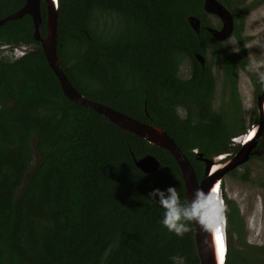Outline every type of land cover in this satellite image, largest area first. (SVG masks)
Masks as SVG:
<instances>
[{
    "label": "trees",
    "instance_id": "1",
    "mask_svg": "<svg viewBox=\"0 0 264 264\" xmlns=\"http://www.w3.org/2000/svg\"><path fill=\"white\" fill-rule=\"evenodd\" d=\"M219 1L230 10L234 4ZM24 2L0 0V17ZM202 2L57 0L56 23V54L72 85L165 130L198 179L202 163L190 150L219 154L243 124L233 127L214 110V77L193 52L204 55L209 46L212 54L221 53L236 114L234 59L243 69L250 65L243 47L240 54L227 52L204 28L209 21ZM40 12L44 35L42 1ZM188 15L199 18L198 33ZM236 16L242 17L241 9ZM32 32L28 14L0 25L1 44L26 46L17 58L0 56V264H171L173 255L199 264L192 222L182 236L168 232L158 223L162 210L147 196L172 185L187 201L171 154L65 97ZM233 33L238 35L236 21ZM184 58L191 67L186 78L178 76ZM145 154L159 161L156 170L136 167L134 158ZM226 202L225 264L264 263V246L239 250L230 244L231 232L240 237L243 220Z\"/></svg>",
    "mask_w": 264,
    "mask_h": 264
},
{
    "label": "water",
    "instance_id": "2",
    "mask_svg": "<svg viewBox=\"0 0 264 264\" xmlns=\"http://www.w3.org/2000/svg\"><path fill=\"white\" fill-rule=\"evenodd\" d=\"M41 1L44 3L46 10L44 35H41L39 30V24L41 22ZM202 7L206 13L215 15L221 23L218 28L206 26L205 29L215 40L222 41L227 39L233 30L232 13L219 0H203ZM24 14H28L31 18L33 25L32 36L39 42L45 60L56 76L65 97L76 104L89 107L121 129L135 134L157 147L167 150L180 170L187 201L192 198L193 190L198 186L205 192H211L215 189V194L223 206L221 192L219 190L223 176L247 161L255 145V139L260 136L263 129L264 88L257 96L256 101L258 120L252 127L245 130L240 147L234 155L224 159V157L227 156L226 153H219L210 157H204L201 153H196L197 158L203 162L202 176L198 179L190 160L165 130L154 124L140 121L107 104L89 99L72 85L68 77L62 71L56 54L57 0H25L20 8L0 17V25L4 21L21 17ZM186 20L193 31L198 33L200 26L199 18L194 15H188ZM194 56L200 65L203 66L204 57L200 53H195ZM146 116H148L147 112ZM222 159L223 161L218 162ZM134 164L143 172H151L158 168L159 161L154 155L145 154L142 157L134 158ZM28 175L29 174H26L25 180ZM221 216L223 239L220 238V226L218 232L214 230H205L198 223L191 221L199 264H225L227 236L225 233L226 224L224 210Z\"/></svg>",
    "mask_w": 264,
    "mask_h": 264
},
{
    "label": "rangeland",
    "instance_id": "3",
    "mask_svg": "<svg viewBox=\"0 0 264 264\" xmlns=\"http://www.w3.org/2000/svg\"><path fill=\"white\" fill-rule=\"evenodd\" d=\"M231 10L226 4H222L235 17L237 9H241L242 17L237 18L238 35L243 41L245 53L250 62L247 72L241 71L237 76L235 99L239 113L232 109V93L225 76H221L220 53L212 54L207 48L206 58L213 61V73L216 74L215 88L213 92L212 107L221 110L228 123L237 128L240 120L243 124L241 131H245L255 121V87L258 82L264 80V0H233ZM211 25L218 24V19L207 13ZM116 26L118 25L115 23ZM241 27V29H240ZM239 38L236 34L231 35L222 42L223 50L229 52L239 51ZM0 43V54L8 56L7 48ZM208 47V46H207ZM18 55L19 50H15ZM12 53V52H11ZM16 55L12 53L11 58ZM185 63L180 67V72L185 75ZM233 114H236L235 116ZM241 135V134H240ZM239 135V136H240ZM239 136L236 139H239ZM233 137V136H232ZM245 165L235 169V173L228 172L223 176L220 183L222 200H231L238 208L239 215L243 220V230L238 237L234 231L230 234L233 248L244 250L250 245L264 246V160L252 158ZM245 168L248 169L246 180L240 178ZM226 203L223 202L225 211ZM263 244V245H261Z\"/></svg>",
    "mask_w": 264,
    "mask_h": 264
},
{
    "label": "clouds",
    "instance_id": "4",
    "mask_svg": "<svg viewBox=\"0 0 264 264\" xmlns=\"http://www.w3.org/2000/svg\"><path fill=\"white\" fill-rule=\"evenodd\" d=\"M3 48H7L8 56H0L11 58L9 56L15 53L14 58H17L24 52L25 45L9 47L4 44ZM17 49L18 55L15 52ZM147 196L162 210L158 223L178 237L189 231L186 223L188 221L198 223L205 230L219 231L223 206L215 194V189L205 192L197 186L193 190L192 198L186 202H181L175 186L172 185L164 189L153 188ZM169 259L171 264H185V258L180 255H173Z\"/></svg>",
    "mask_w": 264,
    "mask_h": 264
},
{
    "label": "flooded vegetation",
    "instance_id": "5",
    "mask_svg": "<svg viewBox=\"0 0 264 264\" xmlns=\"http://www.w3.org/2000/svg\"><path fill=\"white\" fill-rule=\"evenodd\" d=\"M215 16V15H214ZM233 16V15H232ZM216 17V16H215ZM217 18V17H216ZM237 16H236V14H235V17L233 16V24H234V22L236 21L237 22ZM218 19V18H217ZM209 21V20H208ZM238 23V22H237ZM239 24V23H238ZM221 25V23H220V20L218 19V24L217 25H215V26H213V25H211L210 24V22H209V25H205L204 26V28L206 27V26H212V27H216V28H218L219 26ZM200 27V26H199ZM239 28V27H238ZM240 29H241V27H240ZM232 33H233V30H232ZM237 37L239 38V41H238V47H239V51H237V52H235V53H237V54H240L241 53V47H243V41L241 40V38L239 37V35H237ZM226 40V39H225ZM225 40H222V41H220L221 42V48L223 49V44H222V42L223 41H225ZM218 41V40H217ZM28 48H29V45L27 46ZM25 48H26V46H25ZM207 48H209L210 50H211V48L208 46H206V50H207ZM243 49H244V47H243ZM226 51V50H225ZM244 51H245V49H244ZM227 52H229V51H227ZM196 52H193V57L195 58V56H194V54H195ZM220 53V52H219ZM203 57H204V62H203V66H204V64H207L208 66H209V68H210V72L212 73V76L214 77V80L216 81V77H215V75L216 74H214L213 73V70H212V67H213V64H214V62L213 61H209L206 57V52H205V54L203 55V54H201ZM195 60L196 61H198L196 58H195ZM219 61H220V63H221V70H220V75L221 76H225L226 78H227V82H228V84H229V86H230V82H229V80H228V77L226 76V74H225V72H224V70H223V64H222V56H221V53H220V59H219ZM249 61V60H248ZM185 63V66H186V74L185 75H182V72H180V67H182V65ZM199 63V62H198ZM250 63V62H249ZM200 64V63H199ZM234 64L236 65V67H237V70H236V81H237V76H238V74L241 72V71H243V72H247L248 71V68L247 69H243L242 68V66L238 63V59H234ZM201 66V65H200ZM203 66H201V67H203ZM250 66V65H249ZM190 69H191V67H190V63H189V60L187 59V58H184L182 61H181V63L179 64V71H178V76L179 77H182V78H186V77H189L190 76ZM236 81H235V84H234V89H235V93H236V89H237V86H236ZM216 84V83H215ZM215 88V87H214ZM263 88H264V80L261 82H258L257 84H256V87H255V90H254V93H255V106H256V113H255V121H253L250 125H249V127L246 129V130H248L250 127H252L256 122H257V120H258V110H257V105H256V101H257V96L262 92V90H263ZM230 89H231V87H230ZM149 124H151V123H149ZM245 131H241L240 133H238V134H236V135H234L233 137H231L230 138V143H229V145H228V147H227V149L226 150H224V151H221V152H219V153H226L227 154V156L226 157H224V159H226L227 157H230V156H232V155H234L237 151H238V149H239V147H240V143H241V140H242V136H243V133H244ZM241 134V135H240ZM240 135V136H239ZM237 136H239V139H236V137ZM182 151V150H181ZM190 153H193V155H194V157L195 158H197V154L196 153H203V152H201L200 150H198L197 148H192L191 150H190ZM211 153H214V152H211ZM216 155V154H215ZM203 156V155H202ZM210 156H212V155H210ZM210 156H207V157H210ZM205 157V156H204ZM252 158H256V159H263L264 160V126H263V129H262V131H261V133H260V136H258L256 139H255V145H254V147L252 148V151H251V154L249 155V158L247 159V161H249L250 159H252ZM197 160H199L198 158H197ZM201 163H202V169H203V162L201 161V160H199ZM221 161H223V159L222 160H220V161H218V162H221ZM246 161V162H247ZM246 162H244V163H246ZM244 163H242V164H240L237 168H239L241 165H244ZM236 169V168H235ZM234 170V169H233ZM232 171V170H231ZM230 171V172H231ZM221 197H222V195H221ZM221 200H222V198H221ZM226 201H228V200H226V198H224L223 200H222V202H225L226 203V208H225V212L227 211V202ZM226 233V232H225ZM226 236H227V234H226ZM229 242H230V244H231V240H230V237H229ZM229 244V245H230ZM261 245H263V244H261ZM227 248H228V242H227ZM259 256L263 259V261H264V253L263 254H259ZM255 261V260H254ZM256 262V264H264L262 261H255Z\"/></svg>",
    "mask_w": 264,
    "mask_h": 264
},
{
    "label": "bare ground",
    "instance_id": "6",
    "mask_svg": "<svg viewBox=\"0 0 264 264\" xmlns=\"http://www.w3.org/2000/svg\"><path fill=\"white\" fill-rule=\"evenodd\" d=\"M219 226H220V238L223 239L224 236H223V232H222V229H221V228H222V227H221V222H220Z\"/></svg>",
    "mask_w": 264,
    "mask_h": 264
}]
</instances>
